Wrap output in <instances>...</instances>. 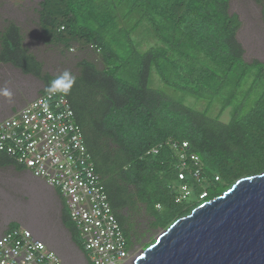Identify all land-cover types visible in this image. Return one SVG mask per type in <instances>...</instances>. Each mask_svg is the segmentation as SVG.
<instances>
[{
  "label": "trees",
  "instance_id": "obj_1",
  "mask_svg": "<svg viewBox=\"0 0 264 264\" xmlns=\"http://www.w3.org/2000/svg\"><path fill=\"white\" fill-rule=\"evenodd\" d=\"M230 3L41 0L38 24L46 45L70 52L75 43L103 60L102 70L81 61L71 79L44 73L15 23L0 32V64L41 80V94L63 87L129 250L145 233L132 234L142 213L150 216V228L166 231L239 180L264 173V63L245 61L241 22ZM145 25L155 44L143 51L135 35ZM132 66L135 79L121 78ZM153 71L168 90L206 102L205 109L153 89ZM10 166L20 169L0 154V167ZM64 214L63 222L71 223Z\"/></svg>",
  "mask_w": 264,
  "mask_h": 264
},
{
  "label": "rangeland",
  "instance_id": "obj_2",
  "mask_svg": "<svg viewBox=\"0 0 264 264\" xmlns=\"http://www.w3.org/2000/svg\"><path fill=\"white\" fill-rule=\"evenodd\" d=\"M40 3L41 0H0V32L10 22L18 25L22 30L24 46L43 63L44 73L51 76L60 77L64 72H68L70 79L77 77L80 74L79 63L83 60L94 63L98 69L102 70L104 68L103 60L99 53L91 48L82 49L74 43L72 50L66 52L63 46H51L44 43L42 31L38 24ZM263 11L264 0H231L230 3V13L237 15L241 22L238 39L243 45L245 61L248 64L255 61L264 63ZM126 26L125 34L131 26L130 22L126 23ZM122 27L125 28V25ZM139 32L140 36L136 34L135 38L139 42L142 41L143 51L154 46L155 39L152 38L153 32L149 25H145ZM144 37L152 39L147 42L142 40ZM132 67L129 73L122 75L121 78L135 79L137 72L134 70L135 66ZM150 86L183 101L187 106L200 111L205 109L206 102L188 97L184 93L168 90L155 71L151 74ZM5 88L10 91L11 96L0 95V121L11 117L28 102L39 97L44 85L41 80L24 75L11 65L0 64V90ZM219 110V107L216 106L213 109V116H216ZM221 120L224 123L229 122V111L223 115ZM22 171L26 176L31 175L29 170L24 169ZM42 183V190L40 188L38 190V187L32 182L19 181L10 174L8 169L0 167V233L5 227L8 228L12 225L29 229L35 232L38 238L39 235L43 237L48 245L57 250L58 252H56L64 258L66 264H87L84 251H80V248L74 246L69 239L72 225L69 222H63L62 204L52 193L51 188L43 181ZM59 197L61 200L63 199L60 194ZM63 202L65 205L64 199ZM139 222L141 224L133 227L132 234L137 237L145 233L139 242L135 240V247L131 250L130 258L124 264H133L134 260L146 250V247L153 243L165 230L163 228L157 230L150 228L151 218L145 213H142Z\"/></svg>",
  "mask_w": 264,
  "mask_h": 264
},
{
  "label": "built area",
  "instance_id": "obj_3",
  "mask_svg": "<svg viewBox=\"0 0 264 264\" xmlns=\"http://www.w3.org/2000/svg\"><path fill=\"white\" fill-rule=\"evenodd\" d=\"M0 154L59 192L88 263L128 261V241L112 211L63 87L43 93L0 122ZM192 160L199 161L197 157ZM0 264L65 262L47 244L36 240L31 231L16 227L0 238Z\"/></svg>",
  "mask_w": 264,
  "mask_h": 264
},
{
  "label": "water",
  "instance_id": "obj_4",
  "mask_svg": "<svg viewBox=\"0 0 264 264\" xmlns=\"http://www.w3.org/2000/svg\"><path fill=\"white\" fill-rule=\"evenodd\" d=\"M135 264H264V175L178 221Z\"/></svg>",
  "mask_w": 264,
  "mask_h": 264
},
{
  "label": "bare ground",
  "instance_id": "obj_5",
  "mask_svg": "<svg viewBox=\"0 0 264 264\" xmlns=\"http://www.w3.org/2000/svg\"><path fill=\"white\" fill-rule=\"evenodd\" d=\"M42 95V94H41ZM40 95V96H41ZM39 96V97H40ZM38 98V97H37ZM37 98H35V99H33L32 101H34V100H36ZM32 101H30V102H28L25 106H27L29 103H31ZM24 106V107H25ZM23 107V108H24ZM22 108V109H23ZM21 109V110H22ZM20 111V110H19ZM18 112V111H17ZM16 112V113H17ZM15 114V113H14ZM13 114V115H14ZM9 118V117H8ZM7 119V118H6ZM5 120V119H4ZM3 121V120H2ZM1 122V121H0ZM2 168H4V167H2ZM10 168H12V169H10ZM5 169H8L9 171H10V174L12 175V176H15V178L16 179H18L19 181H22V182H32L34 185H36L37 187H38V190H39V188L42 190V188H43V183H42V181H40V179L39 180H37V179H35L34 177H33V175L31 174H28V176H26V174L22 171V170H24V169H18V168H16V167H14V166H10V167H5ZM12 170V171H11ZM31 173V172H30ZM262 175H264V173L263 174H261V175H257V176H252V177H258V176H262ZM252 177H246V178H252ZM246 178H243V179H246ZM243 179H241V180H243ZM241 180H239V181H241ZM238 181V182H239ZM16 182H18L17 180H16ZM36 182H40V183H36ZM44 182V181H43ZM237 182V183H238ZM45 183V182H44ZM236 183V184H237ZM46 184V183H45ZM235 184V185H236ZM47 185V184H46ZM234 185V186H235ZM48 186V185H47ZM234 186H232L229 190H232V188L234 187ZM229 190H227L226 192H228ZM51 191H52V193L58 198V200H59V203H61L62 204V211H63V217H64V213H66V211H67V209H66V203H65V205H64V202H63V199L61 200L60 199V197H59V192L58 191H56L55 189H53V188H51ZM225 192V193H226ZM225 193H223L221 196H219V197H216V198H224V194ZM51 194V193H50ZM216 198H214V199H216ZM214 199H211V200H209V201H207V202H203L199 207H197L196 209H198V208H200V207H202V206H204V205H206L207 203H210V202H213L214 201ZM195 209V210H196ZM190 216H192V213L189 215V216H186V217H184V218H182V219H185V218H188V217H190ZM64 219V218H63ZM182 219H180V220H182ZM180 220H178V221H180ZM177 221V222H178ZM177 222H175L174 224H176ZM173 224V225H174ZM172 225V226H173ZM171 226V227H172ZM171 227H169L166 231H164L161 235H159L156 239H155V241H154V243H152L150 246H149V248H147L146 250H144L143 252H142V254L141 255H139L135 260H134V262H133V264H135V262H136V260L139 258V257H141L147 250H149L150 248H152V247H154V246H156L157 244H158V242H159V239L163 236V235H165L166 233H167V231L171 228ZM9 229H11V227H5L4 229H3V231L0 233V238L9 230ZM1 230V229H0ZM27 230H29V229H27ZM30 231V230H29ZM32 233H33V235H34V237H35V239L36 240H38V241H41V242H44L45 244H47L46 243V240L43 238V237H41L40 235H39V238L36 236L37 234L35 233V232H33V231H31ZM70 234V241L72 242V244L74 245V246H77V244L74 242V239H73V237H72V234L71 233H69ZM48 245V244H47ZM48 247L50 248V249H52V250H54L55 252L57 251V250H55L54 248H52L50 245H48ZM80 251H81V249H80ZM58 252V251H57ZM56 252V253H57ZM59 254V253H58ZM83 255V254H82ZM59 256L62 258V260L64 261V258L59 254ZM84 258H85V256H83ZM65 262V261H64ZM86 263L87 264H89L88 263V261H86ZM66 264V263H65Z\"/></svg>",
  "mask_w": 264,
  "mask_h": 264
},
{
  "label": "clouds",
  "instance_id": "obj_6",
  "mask_svg": "<svg viewBox=\"0 0 264 264\" xmlns=\"http://www.w3.org/2000/svg\"><path fill=\"white\" fill-rule=\"evenodd\" d=\"M13 67V66H12ZM68 78H70V76H69V73L68 72H64L60 77H58V79H68ZM0 95H4V96H7V97H10L11 96V93H10V91L7 89V88H5V89H2V90H0ZM16 114V113H15ZM13 116V115H12ZM2 122V121H1ZM16 165V164H15ZM17 166V165H16ZM18 167V166H17ZM20 168V167H19ZM20 169H22V168H20ZM30 172V171H29ZM57 191V190H56ZM68 212V211H67ZM84 250V249H83ZM84 253H85V251H84ZM58 254V253H57ZM59 255V254H58ZM85 255H86V257H87V254L85 253ZM87 261H88V259H87ZM90 264V263H89Z\"/></svg>",
  "mask_w": 264,
  "mask_h": 264
}]
</instances>
